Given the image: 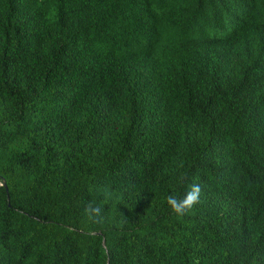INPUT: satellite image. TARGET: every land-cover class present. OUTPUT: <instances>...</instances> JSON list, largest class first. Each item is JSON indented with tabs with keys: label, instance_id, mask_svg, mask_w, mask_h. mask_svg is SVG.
Returning a JSON list of instances; mask_svg holds the SVG:
<instances>
[{
	"label": "trees",
	"instance_id": "16d2710c",
	"mask_svg": "<svg viewBox=\"0 0 264 264\" xmlns=\"http://www.w3.org/2000/svg\"><path fill=\"white\" fill-rule=\"evenodd\" d=\"M0 264H264V0H0Z\"/></svg>",
	"mask_w": 264,
	"mask_h": 264
},
{
	"label": "clouds",
	"instance_id": "9594fccd",
	"mask_svg": "<svg viewBox=\"0 0 264 264\" xmlns=\"http://www.w3.org/2000/svg\"><path fill=\"white\" fill-rule=\"evenodd\" d=\"M200 197V186L192 184L183 195L170 192L166 194L165 200L174 213L184 215L199 203ZM105 198H107L106 194ZM83 214L93 222H103L105 219V208L102 203H98L96 200H89L83 207Z\"/></svg>",
	"mask_w": 264,
	"mask_h": 264
},
{
	"label": "water",
	"instance_id": "95a60500",
	"mask_svg": "<svg viewBox=\"0 0 264 264\" xmlns=\"http://www.w3.org/2000/svg\"><path fill=\"white\" fill-rule=\"evenodd\" d=\"M1 185H3V186H4V188L7 190L6 183H5V181H4V180L2 181Z\"/></svg>",
	"mask_w": 264,
	"mask_h": 264
}]
</instances>
